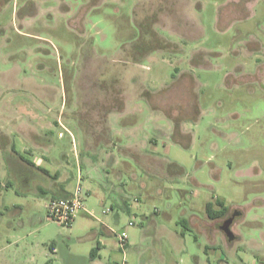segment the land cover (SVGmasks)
I'll return each instance as SVG.
<instances>
[{"label": "rangeland", "instance_id": "1", "mask_svg": "<svg viewBox=\"0 0 264 264\" xmlns=\"http://www.w3.org/2000/svg\"><path fill=\"white\" fill-rule=\"evenodd\" d=\"M23 145L66 154L70 186L80 173L96 186L85 194L93 204L108 195L120 209L122 195L135 205L142 196L148 218L138 211L132 226L120 209L114 224L113 236L129 234V264H254L246 242L264 244V0H0V179ZM18 187L0 186V229L26 238L0 250V264L23 263L32 245L57 264L69 262L64 250L89 249L86 228L61 225L44 203L4 209ZM214 196L241 241L203 225Z\"/></svg>", "mask_w": 264, "mask_h": 264}, {"label": "crops", "instance_id": "2", "mask_svg": "<svg viewBox=\"0 0 264 264\" xmlns=\"http://www.w3.org/2000/svg\"><path fill=\"white\" fill-rule=\"evenodd\" d=\"M60 121H56V125H61ZM51 125V124H50ZM27 134H24L25 137ZM33 135V134H32ZM30 136V135H29ZM29 140L34 141V145H41L36 139L37 134L34 136V140L31 137H27ZM31 141V142H32ZM71 143L73 144L75 154H76V143L75 140H71ZM51 145V144H49ZM23 145L21 151L23 152H17L18 159L16 158L13 165L10 166L8 169L7 175L3 177V179H0V186L1 187H12L14 188L16 185H18L19 189L16 190L17 196L13 199L12 203L9 199H7L4 209H9V206L13 204L15 207L24 209L26 207L36 208L40 207L42 203L45 204V207L47 208V204L49 200L53 197H66L71 195L76 188L81 185L83 187V190L85 194L87 193L88 197H90L93 194L92 189H96V186L93 187H84L80 183V179L83 177L78 173V183L75 187H71L69 183V170H70V164L66 157V154H62L60 158H56V156H53L48 151L47 153H41V157L35 156L37 154L38 150L37 148L30 146ZM62 159V160H61ZM76 164L77 167L80 170L81 168V159L80 155L76 158ZM42 171L43 174L40 173ZM81 177V178H80ZM47 181L46 184H43L41 182ZM141 188L150 190L152 187L157 186V194H162L164 190L162 188L164 185H162L161 182H157L156 186H150L147 185L145 182L140 183ZM140 184H134L136 186H140ZM37 186L39 193H34L33 195H30L32 193L31 191ZM21 188V189H20ZM153 195V192H150V196ZM108 196V195H107ZM105 195L100 196V199L97 201L96 204H93L92 201H88V198L85 199L86 206L84 209H82L79 214L77 215V218L75 220L74 224H82L86 229L85 233L82 235L83 241L87 242L89 245V249L86 251V249L83 250H76L75 252H71L69 250H64V255L60 256V259L64 257V260L69 261L67 264H107L103 262V258L105 256H109V260L112 261L108 264H129L128 260L126 258V250L130 246V240H129V234H128V244L125 249L121 248L118 243V238L113 236L114 234V224L116 222H120L122 219V214L120 212V209L127 212L132 219L138 211H142L141 214L144 217L148 218L147 213L144 211L143 207V199L141 195H136L134 202L136 205L129 201V198H126V195H122L123 199V207L119 205L120 209H116V201L111 202L110 205H107L108 200L111 199ZM111 196V194H110ZM109 198V199H108ZM217 199H220L217 196H214L212 200L206 201V211H207V204L209 202L214 203V208L216 210L220 209V206L216 203ZM222 200V199H220ZM88 202V203H87ZM193 203V202H192ZM226 205V203H225ZM106 211V212H105ZM122 211V212H123ZM0 213H5L2 210H0ZM17 213V212H16ZM208 214V213H207ZM4 215V214H2ZM243 216V212L239 213L237 212V216ZM209 217V215H208ZM230 218V215L227 213L223 217L212 219L209 217V222H204L203 225L206 227V229L214 228L215 230L211 232L214 236L216 233V229H221L223 227L224 223ZM129 221V222H130ZM235 219H232L231 223V234L232 236H235V239H238V241L242 240V235L235 234L232 232V225ZM187 228V221L182 220ZM142 224V220L140 222ZM137 225V222L136 224ZM134 225V226H135ZM144 225V222H143ZM218 227V228H216ZM99 228V230H97ZM206 230V231H207ZM4 230L0 229V236L5 238L6 244L2 245L0 250L5 249L7 247L12 246H18L20 245V242L25 240L26 236L23 234H20V232L11 230V232H3ZM97 231L100 233L99 237L97 239H94ZM261 236L264 238V230L260 231ZM115 235V234H114ZM28 236V235H27ZM198 236H196V239ZM260 242L257 240H248L246 242V250L248 251H258V260L254 261V264L263 263L264 264V244L259 245ZM258 246V247H257ZM53 252L58 253L59 250L56 247L55 243H51L50 245ZM215 247L212 246L213 250ZM13 249V248H12ZM115 249H120L124 253V257L122 262L117 259V257H114L115 255ZM89 254V255H87ZM44 260V261H42ZM58 262L53 261V258L48 255V253L42 249L40 246L32 245L31 246V254L27 258L26 261H24L21 264H57ZM12 264V263H11Z\"/></svg>", "mask_w": 264, "mask_h": 264}, {"label": "built area", "instance_id": "3", "mask_svg": "<svg viewBox=\"0 0 264 264\" xmlns=\"http://www.w3.org/2000/svg\"><path fill=\"white\" fill-rule=\"evenodd\" d=\"M60 136H63V133H60ZM84 208L85 192L81 185L71 195L66 197H53L47 204L48 216L64 226L73 225L78 213ZM129 224L134 226V220H131ZM118 239L119 246L125 249L128 244L127 231H122Z\"/></svg>", "mask_w": 264, "mask_h": 264}, {"label": "trees", "instance_id": "4", "mask_svg": "<svg viewBox=\"0 0 264 264\" xmlns=\"http://www.w3.org/2000/svg\"><path fill=\"white\" fill-rule=\"evenodd\" d=\"M216 203L220 206L219 210H216L214 208V203L209 202L207 204V213L210 218L212 219H217L220 217H223L224 215L227 214V206L225 205V201L217 199Z\"/></svg>", "mask_w": 264, "mask_h": 264}, {"label": "water", "instance_id": "5", "mask_svg": "<svg viewBox=\"0 0 264 264\" xmlns=\"http://www.w3.org/2000/svg\"><path fill=\"white\" fill-rule=\"evenodd\" d=\"M231 223H232V219H229V220H227L225 223H224V225H223V229H225V230H227V232H231V230H230V226H231Z\"/></svg>", "mask_w": 264, "mask_h": 264}]
</instances>
